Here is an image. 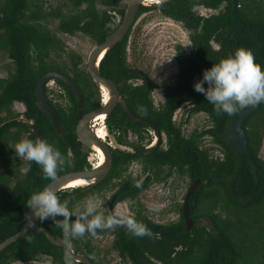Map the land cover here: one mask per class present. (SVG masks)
Masks as SVG:
<instances>
[{
    "label": "trees",
    "instance_id": "trees-1",
    "mask_svg": "<svg viewBox=\"0 0 264 264\" xmlns=\"http://www.w3.org/2000/svg\"><path fill=\"white\" fill-rule=\"evenodd\" d=\"M95 1L68 0L48 10L45 7L47 0H0V70L6 69L7 73L6 77L0 78V243L23 229L24 224L20 221L27 219L30 212L27 200L52 181L43 178L42 170L35 162L19 159L10 146L25 138H40L53 144L66 159L57 177L91 168L87 155L77 147L79 143L76 146L77 121L72 122L61 107L54 106L56 122L74 133L72 140L68 136L63 138L55 122L37 106L35 91L39 79L49 70L50 62L46 58L50 59L51 51L60 48L57 37L60 33L82 31L89 34L93 42L100 43L113 32L114 29L105 30L108 15L101 20ZM83 2L87 4L82 9ZM106 2L117 4L118 0ZM197 4L219 12L208 17L196 16L193 8ZM161 7L165 15L183 23L189 31L193 50L188 54L178 47L179 70L173 78L161 84L167 94L161 114L155 115L156 110L149 98L153 89L148 90L147 84L140 89L128 87L125 93L130 95L131 107L140 109L145 116L151 110L153 118L157 117L158 127L167 131L173 141L172 148L169 152L157 151V154L146 156L141 151L140 157L115 156L107 181L120 175L135 159L149 161L156 168L165 163L177 167L193 180L201 179V187L190 201L192 218L196 222L200 218L209 219L214 228L196 223L194 229L186 230L182 216L181 221L167 226V234L163 236L136 237L126 231L127 236L120 237L115 243L120 250L119 256L132 260V264H264V159L261 157L264 103L245 118L249 149L244 158H240L229 141V133L231 124L245 109L233 116L217 115L214 106L194 90V83L202 78L205 69L241 47L250 49L256 62L264 67V0H170ZM150 9L143 7L141 12ZM54 18L59 24L53 32L47 21ZM130 35L131 32L109 50L103 60V73L115 80L121 76H138L127 63ZM87 75L92 85L84 77L76 80L83 81L90 89L87 103L96 108L99 104H92L96 84L90 74ZM59 81L72 93L63 80ZM186 102L194 105L191 115L206 114L211 125L199 136L180 141L182 131L176 129L173 118ZM122 111L118 108L113 113L111 124L124 118L133 123ZM206 135L214 143L212 146L205 144L203 138ZM71 141L76 152L73 162L67 156ZM29 163L31 171L24 175L22 169ZM104 184L105 181L86 192L83 188L62 190L57 195L62 201H70V207L78 208L83 198L100 191ZM145 187L147 184L132 188L127 181L119 199L136 198ZM142 212L140 207V216ZM142 222L149 227L148 217L145 216ZM40 225L47 227L57 239L70 242L76 252L87 254L94 264L112 263L117 258L101 257L91 233L83 238L65 239L62 229L51 220ZM44 255L52 257L56 264H67L66 257H70L64 247L53 244L44 232L30 230L1 252L0 264L38 260ZM71 264L85 263L71 258Z\"/></svg>",
    "mask_w": 264,
    "mask_h": 264
},
{
    "label": "flooded vegetation",
    "instance_id": "flooded-vegetation-1",
    "mask_svg": "<svg viewBox=\"0 0 264 264\" xmlns=\"http://www.w3.org/2000/svg\"><path fill=\"white\" fill-rule=\"evenodd\" d=\"M66 1H68V0H66ZM196 1L201 2L202 0H196ZM96 2H97V0L95 1V8L97 10ZM121 2H122V0H118L117 4H113L111 2H106V0H103V3L105 5L112 7L111 10H105L104 11L103 17H101L99 15L101 20H103L105 18V16L108 15L109 21L105 27V30L114 29L113 32L108 36V38L118 29V27L122 24V22L126 16L127 8H124V9L118 8V7H120ZM146 3L147 2L141 4L139 10L137 11L136 18H135L132 26L130 27V30L126 34V36H127L131 32L128 44L130 42V38L132 36V33L135 30H137L136 35L138 37H140L142 35L141 28H139V27H137V29L135 28L139 18L144 13H147L153 9H156V8H159L162 11L161 6H163L165 4V3H161L160 4L161 6H158L159 4L156 5V2H153V4H151L149 6V5H146ZM158 3H160V2H158ZM49 4H50V2L47 1L45 4V7L47 8ZM61 4L62 3H60L59 5H61ZM86 4H87L86 2H83V4L81 5V8L82 9L85 8ZM197 5H202V4H197ZM143 7H149L151 9L141 12L142 11L141 9ZM51 8H55V7H49L48 10ZM65 10L68 11V9H65ZM193 11H194V8H193ZM196 16H200V15L196 14ZM169 18H172V17H169ZM172 19H174V18H172ZM56 20H58V19H56ZM174 20H176V19H174ZM45 23H47V22L45 21ZM58 24H59V21H58ZM47 26L49 27L50 25L47 23ZM51 30L54 32L55 29H51ZM61 35H65L67 37V39L60 37L59 35L57 36L59 39V45H60L59 47L60 48L54 49L51 51L50 59L46 58V60L50 62V63L48 62L49 63L48 64L49 70H47L46 73L41 78H43L44 76H46L47 74L52 73V72L62 73L64 75H67L68 77H70L79 87V89L82 93L83 101H81V98L79 97V95L76 94L71 89V87L63 80L72 90V93H70L60 83L59 80H62V79L59 77H55L54 79H50L45 83V93H46V96H47V99H48V102L50 104L52 112H54L53 111L54 106L57 105V107L58 106L61 107L66 112L67 118L69 116V117H71L70 120H72V122L77 121L76 122V129H75L76 146L79 143L77 147L80 149V151L83 154L87 155V161H88L89 165L91 166V168H93L98 163V157L96 155H99V154L94 149V146H92L90 144H88L86 146L84 145L83 141L79 137L78 127H79L81 121L85 117L92 115L94 112L102 109L107 104V102H105L106 96L104 95V93H105L104 89L96 84V82L94 81V79L91 75L90 57H91L92 51L97 46L103 44L108 38L106 40L98 43L95 41L93 42L92 37H90L89 34L82 32V31H77L73 34L65 33V34H61ZM76 35H83L93 42V47L87 53H86V50H85V52H83L81 43L79 41H77L74 46L70 43L71 39L74 38ZM126 36H125V38H126ZM125 38L122 41H124ZM113 49H111V50H113ZM183 51H185L184 48H183ZM191 52H186V53L190 54ZM178 56H179V50H178V54H177V64H178V70H179ZM104 58H103V60H104ZM103 60L100 64V71H101L102 75L104 77L112 80L117 85L122 98L124 100H126V102H127L128 108L136 117H138L137 120L131 118L130 115L128 114L127 110L125 109V107L121 104V102H118L117 105L114 107V109L112 110V112L109 115L106 114V117L105 116L97 117L96 119H92V121L90 122V126H91L92 130L94 131V133H96V134L99 133V136L97 134L98 138L101 141H103L109 147V149L113 155L112 169L114 167V157L115 156H117V157H128V156L133 155V156L140 157L141 151H143L145 156L146 155H153L155 153L157 154V151H165V152L171 151L173 141L171 140L167 131L158 127L157 117H156V119L153 118L151 110L150 111L148 110L147 116H145V113L143 111H141L140 109H137L136 107H134V108L131 107L130 106V95H127L125 93V91L128 87L140 89V88H143L147 84L148 90L153 89L151 91V93L149 94V96H150L149 98L151 99V103L153 104L154 109L156 110L155 115H159V114H161L159 112L163 111L164 106L166 104V100H167L166 88L163 87V85H161V84L164 81L170 80L174 76L164 78V79H161L158 81L154 80V77L152 76L150 69L144 70V69H141V68L136 67V66L135 67L130 66L128 49H127V63L129 65L130 69H133V71L138 76L137 77L130 76L129 78L125 77V76H121L122 77L121 79L115 80V78L110 77L107 74L103 73V71H102ZM35 61H36V58H35ZM88 73L92 77L93 82L96 84L97 92H96V94L93 98V101H92V104H96V103L99 104V106H97L96 108L92 107L91 104L88 105V103H87V100L90 101V94L88 92L90 89L85 87V85L83 84L84 83L83 81L77 82V80H76L77 78H83L84 77L92 85V83H91L92 81L90 80V78H88V75H87ZM77 74H79V77H77L78 76ZM92 89H93V87H92ZM94 89H95V87H94ZM157 89H161L164 93V96H163V98H159L158 101H155L156 99H154V97H153V92L156 91ZM137 93L139 94V92H137ZM142 93H144V95L147 96V93H145V92H142ZM133 99H135L134 96H132L131 100L133 101ZM108 102H109V100H108ZM186 104L190 106V109L188 110V112H186L187 114L184 115L185 120H181V119L178 120L176 115H177L178 111H180ZM76 107H77V109H75ZM193 107H194L193 104H191L190 102H186L174 114L173 122L176 123L175 124L176 129L182 131L181 136H180V141L189 139L193 135H195V136L200 135L199 129L196 130L197 128L194 131L185 130V126H187L186 123L189 122L190 117L193 116V115H191ZM118 108H121L133 123H131L129 120L124 118L122 121L118 120V122L111 124L110 118L112 117L113 113L116 110H118ZM153 113H154V111H153ZM57 124H58V126H57ZM55 126L58 129L59 134L63 138L64 137L66 138L68 136L69 139L72 140L74 133L72 131H70L69 128H67L65 125H61L58 121L55 123ZM112 136H114V138L116 140V144H114ZM207 136L208 135H206L204 137H207ZM70 144H71V146L68 147L67 156H68L69 161L73 162L75 157H76V154H75L76 152L73 148L74 142L71 141ZM96 146L97 145H95V147ZM92 156H96L95 161H93ZM135 163H138V164L140 163L141 169L137 170L136 168H134L133 166ZM86 169H90V168L88 167ZM112 169H111V172H112ZM111 172L102 181V182L105 181V184H104L105 187L103 189H99L100 191L96 192L95 194H92L91 196L83 198V200L80 202V204L87 201V199L90 197L99 196L100 198H102L104 200V205L100 211L106 216L111 215L112 213H114L116 211H119L121 205L125 204V205H127V207L130 208L128 214L135 216L139 221H144L145 216L148 217L150 219V222H149L150 230H151L152 234H155L157 236L166 235L167 234V226L169 224H175V223L181 221L182 216L185 219V222H186L185 228L187 230V220H186V217L184 215L186 198H187L189 191L191 190V188L195 184V182L200 178L193 180L189 174L182 172V171H178L177 167H174V166L171 167L170 165H168L166 163L160 165L159 168H156V167H153L149 161L143 162L142 160H137V159L133 160L129 164V166L125 167L120 175L112 176V178L107 181V179L111 175ZM138 180H142V182H143L142 185L147 184V187L143 188L142 191H140L139 195L136 198L129 197L126 200L119 199L123 190H125V188L127 186V181H129L132 188H134L135 183ZM102 182H100L97 185L90 187V188H89V186H81V187H71V188H67L65 190L72 191L76 188H83V191L86 192V191L91 190L92 188H94L96 186H99ZM184 182L187 183V191L185 193V196H184L182 203H179L178 200H176L174 197L172 199H170L172 201L170 206H166L167 208H161V209H159L158 212L154 213L155 217H156V215L161 217L160 220L156 219L152 213L151 214L147 213V211L144 208V203H143V199H142L143 193L148 192V191H152V189L159 187V186H164V187L167 186L168 188L175 189L179 185H182ZM201 184H202V181H201ZM201 184H200V187H201ZM200 187L198 189H196V191L192 194V196L190 197V201H191L193 195L200 189ZM161 190L162 189H160L159 192ZM110 192H111V194L109 196H106ZM80 204L78 205V208H80ZM140 207L143 208V212H142L141 216L139 215ZM180 207H182V209H180ZM175 208H176V211H178V213H179L178 214L179 218L177 220L169 219V215L171 214V211L174 212ZM190 217L193 220V227L190 230L194 229V227L196 226V223L201 225L202 220L206 219V218H200L196 222L192 218L191 204H190ZM207 226L210 227V225H207ZM126 231H128V230L125 227L124 228L116 227L114 229L98 230L95 234H93L94 237H96V239H97L96 241H97V245L100 249L99 252L101 251V255H100L101 257L106 258V256H108V255L117 256V258L115 259L114 262L105 263V264H132V260L124 259L123 257L119 256L120 250L118 249L117 245H115L116 241L120 237L127 236ZM61 240H63V239H61ZM77 253L87 256V254H85V253H79V252H77ZM46 258H50L52 260L53 264H56L55 261L53 260V258L49 257L47 255H44L41 259H38V260H28V261L18 260V261H11L10 264H16L18 262L23 263V264H30L33 262H43ZM90 261L92 262V264H94L91 259H90Z\"/></svg>",
    "mask_w": 264,
    "mask_h": 264
},
{
    "label": "clouds",
    "instance_id": "clouds-1",
    "mask_svg": "<svg viewBox=\"0 0 264 264\" xmlns=\"http://www.w3.org/2000/svg\"><path fill=\"white\" fill-rule=\"evenodd\" d=\"M158 2L163 3V0ZM194 90L214 106L217 115L233 116L250 106L264 103V67L256 62L250 49L241 47L205 69L202 78L194 83ZM10 147L19 159L39 165L46 180L55 181L58 170L66 164L62 153L44 139L25 138ZM30 171L31 163L22 169L24 175ZM142 183V180L136 181L135 187L141 188ZM103 205L104 200L94 196L88 198L82 208L70 207V201H62L55 190L47 187L34 192L27 200V207L31 209L27 222L32 225L51 220L62 229L65 239L83 238L86 234L116 227H125L136 237L152 235L148 225L133 215L121 211L104 215L100 211ZM66 260L71 264L70 257Z\"/></svg>",
    "mask_w": 264,
    "mask_h": 264
},
{
    "label": "water",
    "instance_id": "water-1",
    "mask_svg": "<svg viewBox=\"0 0 264 264\" xmlns=\"http://www.w3.org/2000/svg\"><path fill=\"white\" fill-rule=\"evenodd\" d=\"M170 0H163V3H167ZM147 2V0H122L119 9L127 8L126 16L122 22V24L118 27V29L101 45L97 46L91 53L90 57V71L91 75L96 82V84L102 88H106L110 92V99L109 102L100 110H97L92 115L85 117L79 127H78V134L80 139L83 141L84 145H92V146H99L103 149V151L106 154V162L102 166H97L90 169H84L79 171H73L66 174H63L55 179V181H51L45 188L51 187L53 190L58 193L59 191L65 190L72 181L79 180V179H87L91 180V184L83 185V186H89L93 187L97 185L98 183L102 182L111 172L112 166H113V155L109 149V147L101 141L97 134L94 133V131L91 129L90 122L92 119H96L100 114L106 113L109 115L114 107L117 105L118 102H121V104L125 107L128 114L131 118L137 120L138 117H136L128 108L126 100H124L120 94V91L117 87V85L110 79L104 77L100 71V64L103 60V58L106 56L107 52L111 49H113L119 42H121L128 31L130 30V27L132 26L137 11L139 10L141 4ZM161 3H156V5ZM96 7L99 15L103 17L105 10H111L112 7L105 5L103 3V0H97ZM55 77H59L62 80H64L71 89L79 95L81 98V101H83L82 93L77 86V84L67 75H64L62 73H56L52 72L44 76L39 80L36 87V97H37V106L39 109L44 112L46 115H48L55 123V117L51 110L50 104L48 102L46 93H45V83L50 80L54 79ZM261 103L251 106L247 109H245L242 114L234 120V122L230 126V133H229V141L232 144V146L235 148V151L237 155L240 158H244L247 150L249 149V138L248 135L244 129V121L246 116L256 111ZM58 126V124H57ZM201 179H198L191 190L189 191L185 208H184V215L187 220V230H190L193 227V220L190 217V197L192 194L200 187ZM80 187V186H78ZM44 188V189H45ZM43 189V190H44ZM31 213V209L29 212V215ZM28 215V216H29ZM33 220H35V217H33ZM208 221V222H207ZM203 225H210L212 228H214V224L209 219H204L201 222ZM20 224H24L23 229L15 234L14 236L8 238L4 242L0 243V253L9 245H11L13 242L19 240L23 236H25L30 230H36L44 232L48 239L55 245L62 246L66 249L67 253L71 258H73L76 261L83 262L86 264H92L90 259L83 255L78 254L73 246L66 240L57 239L52 232L44 226H41L39 222H36L32 225H29L27 222V219L21 220Z\"/></svg>",
    "mask_w": 264,
    "mask_h": 264
},
{
    "label": "rangeland",
    "instance_id": "rangeland-1",
    "mask_svg": "<svg viewBox=\"0 0 264 264\" xmlns=\"http://www.w3.org/2000/svg\"><path fill=\"white\" fill-rule=\"evenodd\" d=\"M47 1L50 2L47 7L49 8L57 7L60 3H64L66 0ZM151 4H153V2L146 3V5L149 6ZM158 6L161 5L159 4ZM194 12L197 15L208 17L212 14L218 13L219 10H212L205 7L204 5H196L194 7ZM47 22L50 25L49 27L51 29H57L58 20L48 19ZM137 27L141 28L142 35L138 37L136 35L137 30H135L130 38V42L128 44V56L130 66H136L144 70L150 69L154 80L157 81L175 76L178 72V46L183 47L186 52H191L193 50V46L190 40V33L184 27L183 23L169 18L168 16L163 14L161 9L156 8L147 13H144L139 18L135 28L137 29ZM59 36L67 39V37L65 35H61V33L59 34ZM77 41L81 43L83 52H85L86 50L87 53L93 47V42L83 35H76L74 38L71 39L70 43L74 46ZM5 70H0V78L6 77L7 73ZM163 96L164 93L161 89H157L153 92V97L154 99H156L155 101H158L159 98H163ZM189 109L190 106L186 104L180 111H178L176 115L178 120H185L184 115L187 114L186 112H188ZM186 124L187 126H185V130L194 131L196 128H198L201 132L202 130L208 128L211 125V121L208 115L198 113L191 116L190 121ZM97 134L99 136V133ZM112 137L114 144H116L114 136ZM203 139L207 146H212L214 144L209 136L204 137ZM216 153H219V150H216ZM92 157L93 161H95L96 156ZM261 157L264 159V144L261 150ZM133 167L137 170L141 169L140 163H135ZM160 189L162 190L159 192ZM186 191V182H184L182 185H179L175 189L168 188L167 186L156 187L152 189V191H148L142 194L144 208L148 214L152 213L155 217L154 213L156 212L152 211L153 208H167L166 206L171 205L172 201L170 199H172L173 197L178 200L179 203H182ZM110 194L111 192L108 193L106 196H109ZM85 202L80 204V208L84 206ZM129 209L130 208L124 204L121 205L119 211L128 214ZM178 214L179 213L178 211H176L175 208L174 212L171 211L169 219L177 220L179 218ZM155 218L158 220L161 219V217L157 215ZM96 240V237H94V241ZM16 264L23 263L18 262ZM30 264H53V262L50 258H46L43 262H33Z\"/></svg>",
    "mask_w": 264,
    "mask_h": 264
},
{
    "label": "bare ground",
    "instance_id": "bare-ground-1",
    "mask_svg": "<svg viewBox=\"0 0 264 264\" xmlns=\"http://www.w3.org/2000/svg\"><path fill=\"white\" fill-rule=\"evenodd\" d=\"M157 1L158 0H147L148 3L149 2H156V3H158ZM103 89H104V92H105V96H107L105 102H108V100L110 98V92L106 88H103ZM102 116H105L106 117V113H102L98 117H102ZM94 149L99 154V155H96L98 157L97 166H102L106 162V154L103 151V149L100 148V147H98V146H96V147L94 146ZM91 182H92L91 180H87V179L74 180L67 187H70L71 188V187H78V186L88 185V184H91Z\"/></svg>",
    "mask_w": 264,
    "mask_h": 264
}]
</instances>
